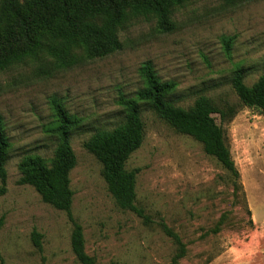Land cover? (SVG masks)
<instances>
[{
  "label": "rangeland",
  "instance_id": "1",
  "mask_svg": "<svg viewBox=\"0 0 264 264\" xmlns=\"http://www.w3.org/2000/svg\"><path fill=\"white\" fill-rule=\"evenodd\" d=\"M117 38L120 48L108 55L75 50L62 64L39 54L0 70V119L10 145L0 264H80L68 214L19 184L24 156L54 155V100L81 120L70 134V212L93 264H264V116L243 106L231 85L238 67L248 86L264 74V0H189L172 8L164 27L154 15L140 17ZM146 62L161 81L176 84L169 96L176 106L205 96L221 109L223 116L211 117L224 130L234 171L141 104L143 140L126 163L137 169L138 213L116 203L83 144L124 120L121 99H136Z\"/></svg>",
  "mask_w": 264,
  "mask_h": 264
},
{
  "label": "trees",
  "instance_id": "2",
  "mask_svg": "<svg viewBox=\"0 0 264 264\" xmlns=\"http://www.w3.org/2000/svg\"><path fill=\"white\" fill-rule=\"evenodd\" d=\"M189 0H0V70L26 58L46 54L60 63L69 64L72 52L82 51L87 57L111 54L121 44L117 32L127 23L154 15L161 27L173 7ZM230 48L231 40L224 39ZM71 56V57H70ZM144 87L136 99H121L124 120L111 130H96L83 144L102 166L107 190L116 203L141 213L134 206L137 169L128 170L127 160L143 140L141 104L153 110L181 134L198 141L204 152L224 168L234 171L224 130L211 117L223 116L208 97H198L184 108L169 98L176 84L161 81L149 62L140 68ZM241 67L234 70L231 85L241 104L256 109L264 116V74L255 83H244ZM56 125L51 129L57 136V147L50 160L38 155L24 156L19 162V184L32 186L42 201L68 214L73 224L72 251L80 264H93L84 251L82 228L71 215L73 192L69 172L76 164L70 134L80 127L81 120L69 115L62 104L53 101ZM9 142L0 119V196L6 192L7 151Z\"/></svg>",
  "mask_w": 264,
  "mask_h": 264
}]
</instances>
